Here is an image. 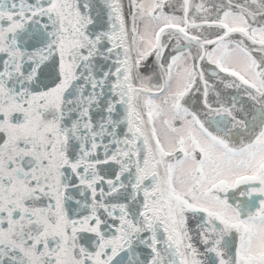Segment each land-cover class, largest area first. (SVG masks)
Returning a JSON list of instances; mask_svg holds the SVG:
<instances>
[{
    "label": "snow or ice",
    "instance_id": "snow-or-ice-1",
    "mask_svg": "<svg viewBox=\"0 0 264 264\" xmlns=\"http://www.w3.org/2000/svg\"><path fill=\"white\" fill-rule=\"evenodd\" d=\"M0 264H264V0H0Z\"/></svg>",
    "mask_w": 264,
    "mask_h": 264
}]
</instances>
